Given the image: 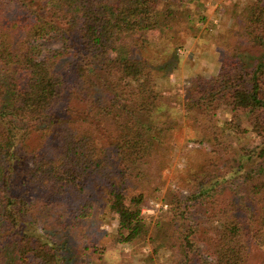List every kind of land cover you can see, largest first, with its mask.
<instances>
[{"label":"trees","instance_id":"1","mask_svg":"<svg viewBox=\"0 0 264 264\" xmlns=\"http://www.w3.org/2000/svg\"><path fill=\"white\" fill-rule=\"evenodd\" d=\"M155 5L0 0V264L75 258L64 217L81 229L94 209L89 183L96 177L116 222L111 243L147 236L152 255L161 248L170 261H191L201 250L208 264H252L255 248L264 264V0L232 13L211 72L175 84V114L161 109L155 61L128 53L130 33L176 31L173 23L187 16L178 4L161 15ZM47 39L59 44L44 48ZM186 127L198 145L184 148L186 168L175 182L188 192L170 189L168 207L147 226L146 195L127 189ZM96 245L82 247L101 264L110 244Z\"/></svg>","mask_w":264,"mask_h":264},{"label":"rangeland","instance_id":"2","mask_svg":"<svg viewBox=\"0 0 264 264\" xmlns=\"http://www.w3.org/2000/svg\"><path fill=\"white\" fill-rule=\"evenodd\" d=\"M238 1L236 7L233 3ZM248 0H156L155 11L159 15L163 14L166 7L180 5L181 9L187 12V16L180 18L175 25L176 31L157 28L151 30H140L130 33L131 41L129 54H141L146 60L155 61V78L161 85V109L177 113L176 108L172 106V97L176 94L175 84L182 83L191 77L205 75L213 70V64H216L219 58L220 49L219 32L226 31V28L232 24V13L238 12L244 3ZM188 17V18H187ZM59 42L56 39H47L42 41V46L54 47ZM245 51V55H254ZM139 52V54H138ZM122 53H127L123 51ZM124 55V54H123ZM170 61L164 64L161 60ZM164 65V66H163ZM185 132H174L171 135L170 142L162 145L153 159V166L145 175L138 176V184L135 187H128L127 193L141 191L146 195L145 202L141 205L142 215L146 217V224L150 226L154 219H157L168 207L165 194L172 188H178L182 194L188 192V187L181 182H175L184 168H186V156L184 148L195 147L198 145L193 140L192 131L186 127ZM102 132V131H101ZM173 144H172V143ZM201 145L208 146L204 143ZM98 177L92 179L89 183L91 196L95 199L94 209L86 218L81 220L78 228L74 224L71 215H66L65 222L66 239L77 242L76 257L69 260L66 264H99L98 260L90 257L84 251L82 244L92 242V244H110V247L102 253L101 264H144L143 258L149 254L151 264H208L212 258L200 250V257H192L187 261L179 255L172 261L167 252L163 249L151 254L152 242L147 240V236L138 240H133L122 244L111 243L110 229L115 225L113 215L105 208L102 196L97 193L94 187L99 181ZM236 179L235 181H237ZM187 181V180H183ZM88 190V189H87ZM166 204L163 208L159 204ZM193 214L190 207L186 210L185 216L189 218ZM194 215L198 216L194 209ZM184 219H180L182 223ZM36 227L40 230L41 223L37 222ZM83 233L89 234V237L82 236ZM96 245V246H97ZM202 246L201 244H199ZM69 247H72L68 243ZM148 256V255H147ZM262 253L255 248L251 249L250 261L252 264H258L262 259ZM262 262V261H261Z\"/></svg>","mask_w":264,"mask_h":264},{"label":"built area","instance_id":"3","mask_svg":"<svg viewBox=\"0 0 264 264\" xmlns=\"http://www.w3.org/2000/svg\"><path fill=\"white\" fill-rule=\"evenodd\" d=\"M159 205H160L161 207H163V208L166 206V204H163V203H162V204H159Z\"/></svg>","mask_w":264,"mask_h":264}]
</instances>
